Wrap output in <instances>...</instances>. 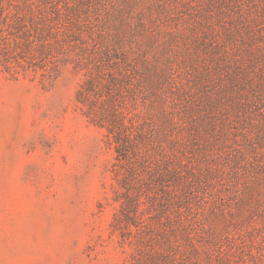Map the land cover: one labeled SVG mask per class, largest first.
I'll return each instance as SVG.
<instances>
[{
    "label": "rangeland",
    "instance_id": "1",
    "mask_svg": "<svg viewBox=\"0 0 264 264\" xmlns=\"http://www.w3.org/2000/svg\"><path fill=\"white\" fill-rule=\"evenodd\" d=\"M166 1L174 11L179 0ZM181 10L180 5L177 17L184 15ZM228 25L212 16L179 23L185 36L177 40L172 59L176 76L186 80L195 75L183 70L185 51L198 58L195 64L202 71L212 47L201 41L223 39ZM261 25L264 36V21ZM203 32L212 36L203 38ZM253 46L263 51L258 71L264 39ZM85 77L71 64L49 79L22 71L0 75V264H128L133 246L113 225L120 193L128 189L140 198L138 227L153 238L166 236L177 257L187 230L199 250L198 264H264V140L255 139L264 127L261 87L243 111L231 108L224 95L212 112L214 125L206 127L207 137L189 136L190 145L204 148L199 155L187 152L191 181L180 191L183 211L178 213L168 197L175 186L157 181V166L144 150L137 157L143 166L131 185L117 184L107 130L85 112L87 106L99 108L105 94L91 95L98 99L93 104L79 102L76 92ZM201 94L194 92V101L200 102ZM225 124L224 136L219 131ZM240 150L243 159L233 163ZM129 228L136 227L129 223Z\"/></svg>",
    "mask_w": 264,
    "mask_h": 264
},
{
    "label": "trees",
    "instance_id": "2",
    "mask_svg": "<svg viewBox=\"0 0 264 264\" xmlns=\"http://www.w3.org/2000/svg\"><path fill=\"white\" fill-rule=\"evenodd\" d=\"M173 5L174 11L166 0H0V75L22 71L49 79L65 64L83 70L77 100L93 104L98 99L91 95L105 94L99 108L87 106L85 112L107 130L117 184L131 185L143 166L137 157L144 150L157 166V181L175 186L168 197L180 213V191L191 181L187 152L199 155L204 148L190 145L189 136L207 137L206 127L214 125L212 112L224 95L231 108L242 111L257 87L264 97V61L259 72L255 69L263 51L258 46L259 55L253 46L264 39V0H179ZM180 5L184 15L177 17ZM194 16L226 19L229 25L223 39L203 32L208 39L201 44L211 46L212 55L204 56L202 71L195 64L198 58L183 52L185 74H195L183 80L172 63L177 40L185 36L178 24L185 26ZM208 85L216 90L209 93ZM197 91L200 102L193 99ZM223 127L219 133L225 136L229 127ZM262 130L258 141L264 140ZM244 155L240 150L231 160L237 163ZM128 190L120 193L123 200L113 223L121 239L133 246L128 264H198L199 250L186 229L177 257L166 236L153 238L138 227L140 198Z\"/></svg>",
    "mask_w": 264,
    "mask_h": 264
}]
</instances>
